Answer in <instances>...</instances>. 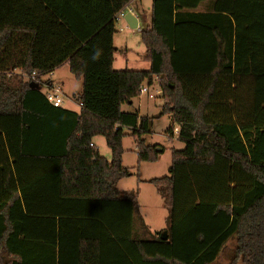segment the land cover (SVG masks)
Wrapping results in <instances>:
<instances>
[{
  "label": "trees",
  "instance_id": "trees-1",
  "mask_svg": "<svg viewBox=\"0 0 264 264\" xmlns=\"http://www.w3.org/2000/svg\"><path fill=\"white\" fill-rule=\"evenodd\" d=\"M132 1L0 0V264H118L125 251L135 264H214L231 240L228 264H264V0H215L209 14L206 0H153L149 70L117 71L116 16ZM65 64L82 81L79 113L23 78ZM154 78L185 145L148 181L167 240L118 189L125 131L140 162L158 159L151 118L122 111ZM100 137L110 160L90 147Z\"/></svg>",
  "mask_w": 264,
  "mask_h": 264
},
{
  "label": "rangeland",
  "instance_id": "rangeland-1",
  "mask_svg": "<svg viewBox=\"0 0 264 264\" xmlns=\"http://www.w3.org/2000/svg\"><path fill=\"white\" fill-rule=\"evenodd\" d=\"M116 30L115 42L121 51L115 53L114 70H149V63L144 60V45L141 42L140 33L121 29L120 21L116 24ZM124 49H127V52H123ZM43 78L44 80L52 79V76L49 74ZM55 78L60 80L66 96L63 104L64 109L69 108L74 111H79L80 106L74 99V96L82 92V81L75 78L70 72L68 65H64L60 70L58 69ZM153 80L151 92L155 94V91L159 90L161 94L155 95L154 99H149L148 96L141 95L133 100L132 106L129 104L123 105L122 111L127 113L138 112L141 117L151 118V133L145 135L144 139L148 146L156 147V151L158 149H161V151H157L159 154L157 160L140 162L135 139L130 131H125L126 136L123 139L124 154L122 160L124 167L130 170L131 176L121 180L118 189L122 192L135 193L138 198L141 216L148 222L154 224L155 227L162 228L159 230L165 232L168 229V209L166 202L159 195L156 186L148 183V181L168 177L172 165L173 150H183L185 145L178 140L177 135L174 134L172 138L168 134V130L172 128L173 124L168 114L162 115L164 99L162 97L160 81L158 78H154ZM97 142L101 147L100 152L102 155L110 160L111 151L104 138H97ZM234 246L235 241L231 240L228 243L225 254L214 264H228L229 261L227 258L233 256Z\"/></svg>",
  "mask_w": 264,
  "mask_h": 264
},
{
  "label": "crops",
  "instance_id": "crops-1",
  "mask_svg": "<svg viewBox=\"0 0 264 264\" xmlns=\"http://www.w3.org/2000/svg\"><path fill=\"white\" fill-rule=\"evenodd\" d=\"M152 2H153V0H133L128 5L126 11H127V13H131L138 18V29H136V30L130 29L128 24L124 20L120 21L121 22V29L132 30V31H136V32L140 33L141 29H145V28L149 27L151 25V20H152V10H151ZM214 2H215V0H206L205 2H203L200 5L197 12L201 13V14L212 13L211 9H212V5ZM114 45L116 46L115 48L117 49L116 52L121 51L120 48H118L119 46L115 42V36H114ZM123 52H127V49H124ZM65 65H68V64H65ZM59 70H60V68H59ZM57 72H58V69L55 72H53V74L51 75L52 79L50 78V80L52 82L61 84L60 80L55 78V74ZM62 108L64 109V107H62ZM79 109H80V107H79ZM66 110H69V111H72L75 113H79V111H80V110L74 111V110L69 109V108ZM92 144L94 145V149L97 150L102 155V153L100 152L101 147H100L99 143L97 142V138L94 140V142ZM105 158L109 159L107 157H105ZM110 159H111V157H110ZM143 219H144V217H143ZM144 224L146 225V227L148 229L147 232L150 233L151 235H155L156 233H160L163 231V230H159L162 228L155 227L154 224L148 222L145 219H144ZM135 227H136L135 228V235L138 239L143 238V236L145 238L148 236L147 234H145V232H144V230L141 227L139 222H136ZM118 260H120V262L118 261V264H135L133 259L126 253V251L124 252V256H121Z\"/></svg>",
  "mask_w": 264,
  "mask_h": 264
},
{
  "label": "built area",
  "instance_id": "built-area-1",
  "mask_svg": "<svg viewBox=\"0 0 264 264\" xmlns=\"http://www.w3.org/2000/svg\"><path fill=\"white\" fill-rule=\"evenodd\" d=\"M126 13H127L126 9L121 11L116 16V19L117 20L124 19V16ZM23 78L26 79L27 81L31 82V83H37L38 85H43L44 89H45V91H43V93L46 95L48 102L55 108H62L63 107L66 96H65L63 87L59 83L52 82L50 80V78L45 79V80H44V78H42L41 80H39L37 74H32L30 76H23ZM48 81H50V84H47ZM152 86H148V85L143 86L140 90V94L148 96L149 99H154L155 95L161 94V91H159V90H156L155 94L152 93L151 92ZM174 132L173 133L175 135H177L178 129H175ZM90 147L94 148V145L91 144Z\"/></svg>",
  "mask_w": 264,
  "mask_h": 264
},
{
  "label": "water",
  "instance_id": "water-1",
  "mask_svg": "<svg viewBox=\"0 0 264 264\" xmlns=\"http://www.w3.org/2000/svg\"><path fill=\"white\" fill-rule=\"evenodd\" d=\"M123 20L128 24L130 29H132V30L138 29V18L136 16H134L133 14L126 13ZM30 88L31 89H39V85L37 83H31ZM157 151L160 152L161 149H158ZM161 239L167 240V233L166 232L162 233Z\"/></svg>",
  "mask_w": 264,
  "mask_h": 264
}]
</instances>
